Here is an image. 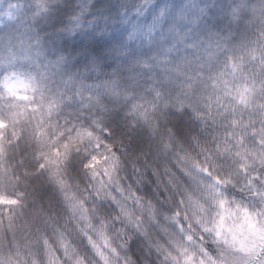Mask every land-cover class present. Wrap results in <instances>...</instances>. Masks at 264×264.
<instances>
[{
  "label": "clouds",
  "instance_id": "obj_1",
  "mask_svg": "<svg viewBox=\"0 0 264 264\" xmlns=\"http://www.w3.org/2000/svg\"><path fill=\"white\" fill-rule=\"evenodd\" d=\"M0 264H264V0H0Z\"/></svg>",
  "mask_w": 264,
  "mask_h": 264
}]
</instances>
